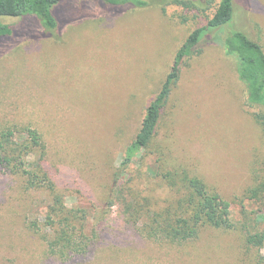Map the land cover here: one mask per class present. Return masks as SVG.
<instances>
[{"label":"rangeland","instance_id":"rangeland-1","mask_svg":"<svg viewBox=\"0 0 264 264\" xmlns=\"http://www.w3.org/2000/svg\"><path fill=\"white\" fill-rule=\"evenodd\" d=\"M143 1L64 0L53 9L55 29L32 15L3 18L16 28L0 37V135L13 132L4 138L6 155L21 161L15 156L29 142L26 128L37 129L55 187L28 188L25 175L0 163V264L252 262L257 249L247 246L246 230L264 232V202L247 191L264 180V129L223 42L241 30L264 46V0H234L233 20L210 33L199 54L182 60L156 135L135 161L134 180L123 185L134 191L123 189L121 197L140 200L142 212L148 204L140 198L147 197L159 211L169 188L148 176L149 167H185L232 202L235 228L205 226L183 243L147 236L140 227L147 217L134 221L124 213L128 201L115 192V173L181 47L219 0H193V8ZM29 147L22 155L26 167L40 157ZM57 196L65 210L87 212L84 230L94 239L84 255L62 259L47 251L43 233L52 230L44 223Z\"/></svg>","mask_w":264,"mask_h":264},{"label":"trees","instance_id":"trees-1","mask_svg":"<svg viewBox=\"0 0 264 264\" xmlns=\"http://www.w3.org/2000/svg\"><path fill=\"white\" fill-rule=\"evenodd\" d=\"M61 1L64 0H0V37L10 36L16 31L14 26L3 21L5 16L28 17L27 15H32L38 17L47 28H57L59 20L53 9ZM105 1L114 5L130 2L138 5L146 4L143 0ZM174 2L186 8L196 6L193 0H174ZM209 2L214 4L216 0ZM214 5L217 6L214 15L205 25L196 28L181 47L161 89L147 106L146 114L136 137L127 146L125 155L115 173V182H117L115 192L119 191L120 198H123L124 201L128 200L121 197V192L123 189L129 192L134 191L132 187H124L134 180L131 171L135 161L143 152L147 154L146 151L156 135L166 101L181 77L182 60L185 57L199 54L203 40L210 33L220 30L233 20L234 0H219ZM223 45L226 55L236 61V73L245 87L247 102L250 106L258 108L254 112V117L264 129V46L259 40L251 38L241 30H235L226 35ZM26 130L29 142L24 146L25 152L21 153L20 150V153L15 156V161L20 159L21 161L14 163L9 158L11 151L6 155L7 141H4V138L11 137L13 132L10 129L1 132L0 163L12 172H20L25 175L28 188L46 187L53 190L54 181L44 165L46 146L42 141V136L35 128L27 127ZM29 146L35 147L40 156L36 162L29 165L32 167L24 166L25 161L22 159V155L28 154L31 149ZM148 176L162 178L169 188L165 209L159 211L151 209L147 197L140 198L148 204L145 205L147 209L143 212L138 207L140 200H136V198L124 205V213L126 212L134 221H139L143 216L147 217L140 225L147 236L172 243H183L197 238L205 226L235 228L232 202L217 190L210 188L201 176L191 170L185 167H175L162 172L159 167H149ZM123 185L125 186L123 187ZM247 192L249 198L264 202V180L249 188ZM109 204L113 205L114 201L111 199ZM71 209L65 210L62 198L57 196L44 223L46 228L52 230H46L43 233L47 251L49 254L62 259L86 254L94 239V235L90 236V233L84 230L87 212L85 213L81 209ZM31 225L37 232L39 231L40 225L37 220L32 221ZM246 244L252 249H257L253 253L250 264H264V253L260 251L264 247V232L258 230L256 226L253 229H247Z\"/></svg>","mask_w":264,"mask_h":264}]
</instances>
